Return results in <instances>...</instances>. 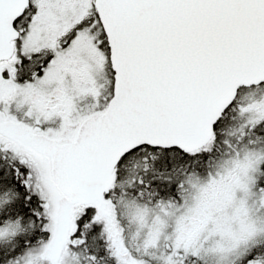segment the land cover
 I'll use <instances>...</instances> for the list:
<instances>
[{
    "label": "snow or ice",
    "instance_id": "obj_1",
    "mask_svg": "<svg viewBox=\"0 0 264 264\" xmlns=\"http://www.w3.org/2000/svg\"><path fill=\"white\" fill-rule=\"evenodd\" d=\"M0 264H264V0H0Z\"/></svg>",
    "mask_w": 264,
    "mask_h": 264
}]
</instances>
